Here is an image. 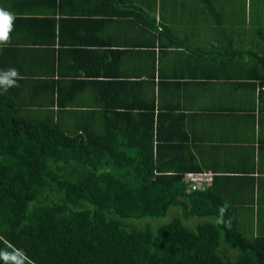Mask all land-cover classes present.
<instances>
[{
	"label": "trees",
	"instance_id": "obj_1",
	"mask_svg": "<svg viewBox=\"0 0 264 264\" xmlns=\"http://www.w3.org/2000/svg\"><path fill=\"white\" fill-rule=\"evenodd\" d=\"M78 43L67 67L54 66L44 77L14 66L0 46V70L23 76L0 94V250H19L0 264H264V231L246 234L240 207L217 187L220 176L213 172V184L196 191L184 180L209 168L180 109L158 108L134 83L118 81L115 50L101 73ZM37 47L56 48V39ZM90 86L104 130L94 121L70 131L74 114L94 115L73 106ZM41 91L47 98H38ZM57 112L68 116L56 120ZM221 206L230 228L216 223ZM173 207L179 217L156 231L153 222L131 221L165 217Z\"/></svg>",
	"mask_w": 264,
	"mask_h": 264
},
{
	"label": "crops",
	"instance_id": "obj_2",
	"mask_svg": "<svg viewBox=\"0 0 264 264\" xmlns=\"http://www.w3.org/2000/svg\"><path fill=\"white\" fill-rule=\"evenodd\" d=\"M0 7L16 15L6 56L42 77L54 66L65 69L79 41L101 73L115 50L117 80L134 83L158 108L180 109L200 163L264 231V0H0ZM54 38L56 48L37 47ZM92 87L77 95L73 101L83 95L85 103L74 109L103 113ZM76 116L69 130L78 126Z\"/></svg>",
	"mask_w": 264,
	"mask_h": 264
},
{
	"label": "clouds",
	"instance_id": "obj_3",
	"mask_svg": "<svg viewBox=\"0 0 264 264\" xmlns=\"http://www.w3.org/2000/svg\"><path fill=\"white\" fill-rule=\"evenodd\" d=\"M15 18V13L0 7V24L4 26V30L0 32V46H7L10 42ZM21 79H23V76L16 68L0 70V94H6L9 89L17 87L18 81ZM225 212L226 209L223 206L218 209V215L215 218L216 223L230 228L231 217L226 220ZM17 252L0 250V259H4L5 261L15 260L17 258Z\"/></svg>",
	"mask_w": 264,
	"mask_h": 264
},
{
	"label": "rangeland",
	"instance_id": "obj_4",
	"mask_svg": "<svg viewBox=\"0 0 264 264\" xmlns=\"http://www.w3.org/2000/svg\"><path fill=\"white\" fill-rule=\"evenodd\" d=\"M240 33V32H239ZM85 103L84 101V96L83 95H80L75 101H74V104L76 106H81ZM96 108V107H95ZM93 111V110H91ZM93 113H96L95 115L93 116H89L88 114L86 113H79V115L77 116V119H76V123H78L79 125L81 124H90L92 122L95 121L98 129L97 130H101L103 131L104 130V113H99V110L97 109V112H93ZM70 131H74V129H70ZM176 210L178 211V209L176 207H173L171 208L170 212L167 214V216L165 217H160V218H143V219H140V220H131V221H134V223L138 224V225H141V224H144L145 222H153L151 223V226L152 228H156L153 229L154 231H156L160 226L162 225H165V224H168L169 222L172 221V219H174L175 217H179L175 214ZM241 218L244 219V224L246 226V228L244 229L246 234H248V236H255L254 234L258 235L262 230L254 225V221H253V218L252 216L250 215L249 218L244 215L243 212H241ZM211 221H214L215 219L214 218H211L209 219ZM198 222L197 219L195 220H192L190 222ZM184 223L189 226L187 223V221H184ZM146 226L145 224L142 226L144 227Z\"/></svg>",
	"mask_w": 264,
	"mask_h": 264
},
{
	"label": "built area",
	"instance_id": "obj_5",
	"mask_svg": "<svg viewBox=\"0 0 264 264\" xmlns=\"http://www.w3.org/2000/svg\"><path fill=\"white\" fill-rule=\"evenodd\" d=\"M215 174L211 171L189 173L184 180L191 185L193 191L199 190L203 187L210 186L214 182Z\"/></svg>",
	"mask_w": 264,
	"mask_h": 264
}]
</instances>
